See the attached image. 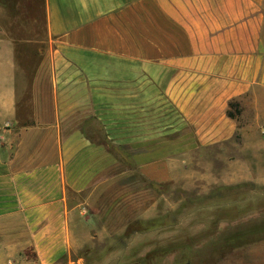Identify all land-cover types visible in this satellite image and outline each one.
Segmentation results:
<instances>
[{
  "label": "crops",
  "instance_id": "1",
  "mask_svg": "<svg viewBox=\"0 0 264 264\" xmlns=\"http://www.w3.org/2000/svg\"><path fill=\"white\" fill-rule=\"evenodd\" d=\"M231 101L264 124V0H0V264L81 246L75 200L117 180L108 149L165 184L248 132ZM212 264H264V240Z\"/></svg>",
  "mask_w": 264,
  "mask_h": 264
},
{
  "label": "rangeland",
  "instance_id": "2",
  "mask_svg": "<svg viewBox=\"0 0 264 264\" xmlns=\"http://www.w3.org/2000/svg\"><path fill=\"white\" fill-rule=\"evenodd\" d=\"M233 102L241 112L239 104ZM248 102L244 115L238 118L239 129L247 126L248 132L238 131L228 143L202 148L183 158L173 180L168 183L142 184L132 175L127 153L108 149L111 157L119 158L118 167L109 169L108 175L118 178L113 183L89 188L75 200L81 212V228L76 230L81 246L73 248L60 264H69V260L72 261L70 264H84L85 259L91 264H125L120 256H127L133 251L143 254L188 238H197L198 243H202L210 237L217 239L221 232L232 231L264 218V200L260 199L264 194V124L255 121L254 111ZM223 187H234L229 192H223V195L227 194L225 198L240 196L243 200L239 205L244 212L234 221H221L215 229L209 226V210H203L202 214L177 212L186 200L209 195ZM140 191H144V197H135ZM158 218H163V226L135 235L126 246L115 244V239L122 235L128 224ZM81 254L86 257H80ZM172 260L173 255L170 254L164 262Z\"/></svg>",
  "mask_w": 264,
  "mask_h": 264
},
{
  "label": "trees",
  "instance_id": "3",
  "mask_svg": "<svg viewBox=\"0 0 264 264\" xmlns=\"http://www.w3.org/2000/svg\"><path fill=\"white\" fill-rule=\"evenodd\" d=\"M240 113L235 102L231 101L228 103L226 114L229 118L238 120ZM233 188H217L209 195L188 199L180 205L177 212L195 211L202 214L205 210H209L211 212L209 226L211 228L215 227L216 229L221 221L232 222L237 216L244 212L243 207L239 205V203L243 201L240 196L229 199L225 198L227 196L226 193L223 195L224 191L229 192L233 190ZM260 199L264 200V194ZM190 209H193V211H190ZM168 217L170 218L171 215H168ZM163 218L149 221H135L128 224L122 235L115 239V244L126 246V243L132 240L135 235L140 233L143 234L163 226ZM262 239H264V218L248 225L245 224L240 228L232 229V231L228 230L226 232H221V235H219L217 239L210 237L207 241L198 243L197 238H188L179 243L167 245L166 247L161 246L154 248L143 254H138L136 251H133L127 256L120 257L126 261L125 264H165V258L172 254L173 260L166 264H212L224 253ZM125 240H127V242H124ZM96 252L97 251H94V253ZM80 257L84 258L86 256L81 254ZM84 264H91V261L85 259Z\"/></svg>",
  "mask_w": 264,
  "mask_h": 264
},
{
  "label": "built area",
  "instance_id": "4",
  "mask_svg": "<svg viewBox=\"0 0 264 264\" xmlns=\"http://www.w3.org/2000/svg\"><path fill=\"white\" fill-rule=\"evenodd\" d=\"M2 138L0 137V140H1Z\"/></svg>",
  "mask_w": 264,
  "mask_h": 264
}]
</instances>
